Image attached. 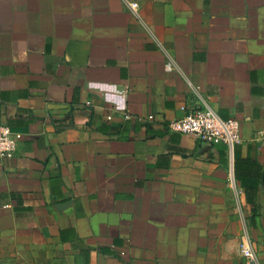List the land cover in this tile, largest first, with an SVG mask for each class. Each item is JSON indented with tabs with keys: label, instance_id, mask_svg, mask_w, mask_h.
<instances>
[{
	"label": "crops",
	"instance_id": "obj_1",
	"mask_svg": "<svg viewBox=\"0 0 264 264\" xmlns=\"http://www.w3.org/2000/svg\"><path fill=\"white\" fill-rule=\"evenodd\" d=\"M0 123V264H264V0H0Z\"/></svg>",
	"mask_w": 264,
	"mask_h": 264
},
{
	"label": "built area",
	"instance_id": "obj_2",
	"mask_svg": "<svg viewBox=\"0 0 264 264\" xmlns=\"http://www.w3.org/2000/svg\"><path fill=\"white\" fill-rule=\"evenodd\" d=\"M131 11L136 12L138 6L136 3H128ZM165 70L170 72L172 64L166 63ZM184 116L177 120H172L167 124L170 132L186 135L200 144L212 146L214 144H225L227 152L232 158L234 146L239 143V122L234 119H222L209 106L187 109L181 108ZM152 117L149 116L148 119ZM111 116L107 117L110 121ZM123 119L129 117L123 115ZM22 135L15 133L2 123H0V158L12 157L16 151L17 144L21 140ZM231 186L234 188L233 177L230 178ZM242 255L248 260L249 264L255 263V255L250 250L247 242L241 246Z\"/></svg>",
	"mask_w": 264,
	"mask_h": 264
},
{
	"label": "trees",
	"instance_id": "obj_3",
	"mask_svg": "<svg viewBox=\"0 0 264 264\" xmlns=\"http://www.w3.org/2000/svg\"><path fill=\"white\" fill-rule=\"evenodd\" d=\"M257 178V177H256ZM258 181H250L244 182L241 181V185L244 189L246 203L250 207V219L251 221L254 220L259 214L258 205H257V188H258Z\"/></svg>",
	"mask_w": 264,
	"mask_h": 264
}]
</instances>
